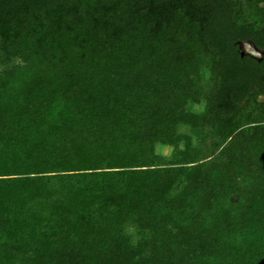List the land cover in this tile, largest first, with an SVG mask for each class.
<instances>
[{"label":"trees","instance_id":"1","mask_svg":"<svg viewBox=\"0 0 264 264\" xmlns=\"http://www.w3.org/2000/svg\"><path fill=\"white\" fill-rule=\"evenodd\" d=\"M0 264H264V0H0Z\"/></svg>","mask_w":264,"mask_h":264},{"label":"rangeland","instance_id":"2","mask_svg":"<svg viewBox=\"0 0 264 264\" xmlns=\"http://www.w3.org/2000/svg\"><path fill=\"white\" fill-rule=\"evenodd\" d=\"M241 49H242V52L243 54H250L251 56L255 57V58H261L262 56V51L260 49H258L257 47H255L254 45H252L251 43L249 42H240L239 43ZM191 108L194 110V111H199L201 110L202 108V105H192ZM181 131H187V128H180ZM171 147L170 146H157L156 147V150L158 152H161L165 155H168L170 154L171 152ZM232 198H235V196H232Z\"/></svg>","mask_w":264,"mask_h":264},{"label":"water","instance_id":"3","mask_svg":"<svg viewBox=\"0 0 264 264\" xmlns=\"http://www.w3.org/2000/svg\"><path fill=\"white\" fill-rule=\"evenodd\" d=\"M249 43H251L252 45H254L251 41H248ZM255 46V45H254ZM256 47V46H255ZM243 54V52H241Z\"/></svg>","mask_w":264,"mask_h":264}]
</instances>
